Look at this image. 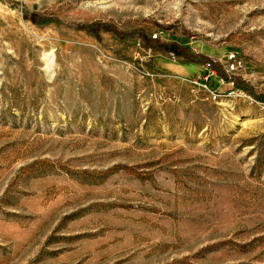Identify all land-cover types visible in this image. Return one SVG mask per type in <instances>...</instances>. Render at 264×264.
Segmentation results:
<instances>
[{"label": "rangeland", "instance_id": "1", "mask_svg": "<svg viewBox=\"0 0 264 264\" xmlns=\"http://www.w3.org/2000/svg\"><path fill=\"white\" fill-rule=\"evenodd\" d=\"M0 264H264V0H0Z\"/></svg>", "mask_w": 264, "mask_h": 264}, {"label": "trees", "instance_id": "2", "mask_svg": "<svg viewBox=\"0 0 264 264\" xmlns=\"http://www.w3.org/2000/svg\"><path fill=\"white\" fill-rule=\"evenodd\" d=\"M158 46H159L158 48L162 51L171 52V53H174L175 55H178V56H184L185 58H187L188 60L193 61V62L198 60V59H200V60L203 59V57L201 55L196 54V53H192L189 51L188 48H186L184 46H179L176 43H160V44H158ZM205 60H206V58H204V61Z\"/></svg>", "mask_w": 264, "mask_h": 264}, {"label": "built area", "instance_id": "3", "mask_svg": "<svg viewBox=\"0 0 264 264\" xmlns=\"http://www.w3.org/2000/svg\"><path fill=\"white\" fill-rule=\"evenodd\" d=\"M231 58H234V56H231ZM204 69L208 71V76L211 75V74L213 73V72L211 71V65H210L209 63H207V64L204 65ZM230 69H232V70L235 69V64H234V62H232V63L230 64ZM212 96H213L212 98L214 99V98H215V95H212Z\"/></svg>", "mask_w": 264, "mask_h": 264}]
</instances>
